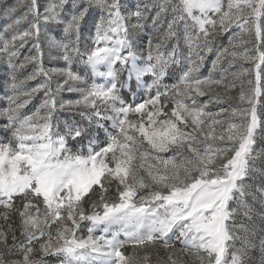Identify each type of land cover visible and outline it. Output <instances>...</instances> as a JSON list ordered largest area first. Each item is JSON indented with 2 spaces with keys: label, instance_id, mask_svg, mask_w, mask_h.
I'll return each instance as SVG.
<instances>
[{
  "label": "snow or ice",
  "instance_id": "obj_1",
  "mask_svg": "<svg viewBox=\"0 0 264 264\" xmlns=\"http://www.w3.org/2000/svg\"><path fill=\"white\" fill-rule=\"evenodd\" d=\"M0 14V264H264V0Z\"/></svg>",
  "mask_w": 264,
  "mask_h": 264
},
{
  "label": "rangeland",
  "instance_id": "obj_2",
  "mask_svg": "<svg viewBox=\"0 0 264 264\" xmlns=\"http://www.w3.org/2000/svg\"><path fill=\"white\" fill-rule=\"evenodd\" d=\"M134 2V0H133ZM8 3L9 4H16L17 3V0H8ZM24 11V8L23 6L21 5L19 8H18V13L19 14L20 12H23ZM6 23H8V20L2 15L0 14V28H2ZM89 27H90V24L89 26H86L84 28V36L85 37H88L90 36V32H89ZM90 42V41H89ZM146 42V41H145ZM224 43H227V39L225 38L224 39ZM26 54V49L23 50ZM46 66H51V65H48L46 63ZM208 67L210 68L211 67V64L209 62L208 64ZM31 69H28V71H30ZM235 70V69H233ZM205 74H207V71L205 70ZM174 82V78L172 80H165V83H172ZM6 86H7V67H6V64L4 62V58L3 57H0V96L3 95V92L4 90L6 89ZM235 94V93H234ZM142 95H147V93H142ZM64 98H73L71 96H69L68 94H65L64 95ZM40 100L39 98H34L32 100V102L28 105V108L29 110H34V108L36 106H38ZM0 106H2V101H0ZM226 106V105H225ZM210 110L215 112L217 111V108L216 107H213V106H210ZM64 118H67V116H63L62 119ZM78 118V117H77ZM3 122L0 121V141H3L4 139H6V133L3 131ZM101 138H103V134H101ZM71 147H73V150H76V148L79 147V145H72L70 144ZM259 147H264V143H261V141H257V148ZM256 209L259 211L260 210V206L259 204L255 205ZM255 220V223L256 224H259L260 221H259V218L258 217H255L254 218ZM245 223H248L247 221H245ZM100 234V231L97 230L95 232V235H99ZM81 235H87V232H86V227H85V231L81 233ZM120 239H124L123 235H121ZM239 246V244H237V247ZM249 256L251 257V259H249L247 261V264H259V260H260V253H259V250H253L249 253ZM229 259H230V255H229ZM49 264H55V258H50L49 259Z\"/></svg>",
  "mask_w": 264,
  "mask_h": 264
},
{
  "label": "trees",
  "instance_id": "obj_3",
  "mask_svg": "<svg viewBox=\"0 0 264 264\" xmlns=\"http://www.w3.org/2000/svg\"><path fill=\"white\" fill-rule=\"evenodd\" d=\"M114 187H115V186H113V194H114ZM176 247L179 248L180 245L177 244ZM124 251H125L126 255H131L134 251H136L139 255H143V250H141V249H139V248H137V249H133L131 246H128L126 249H124ZM160 255H161V256H164V253L161 252Z\"/></svg>",
  "mask_w": 264,
  "mask_h": 264
}]
</instances>
